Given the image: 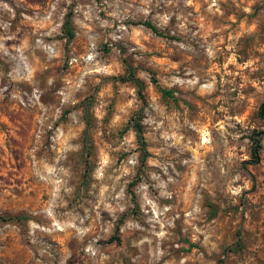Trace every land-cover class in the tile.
Here are the masks:
<instances>
[{"label":"rangeland","instance_id":"obj_1","mask_svg":"<svg viewBox=\"0 0 264 264\" xmlns=\"http://www.w3.org/2000/svg\"><path fill=\"white\" fill-rule=\"evenodd\" d=\"M263 101L264 0H0V264H264Z\"/></svg>","mask_w":264,"mask_h":264},{"label":"trees","instance_id":"obj_2","mask_svg":"<svg viewBox=\"0 0 264 264\" xmlns=\"http://www.w3.org/2000/svg\"><path fill=\"white\" fill-rule=\"evenodd\" d=\"M145 27L151 29V31H153L154 33H157L156 28H154V26L150 23V22H145L143 24ZM64 29H65V34L67 35L68 39H71L73 37V32L71 30V26L69 24V21L66 20L64 23ZM125 81H131L133 83H135V85L139 88V96L141 98L142 101H144V97L142 95V90H143V84L140 82V80H138L137 78L134 77V74L132 71H128V74L125 78H123ZM155 83L156 81L153 80ZM259 115L261 117H264V101L261 103L260 108H259ZM134 118L131 119V127L132 129L135 131L136 137H137V141L141 147V150L144 154V156L147 154V152L145 151V142H144V138H143V131H142V124H141V119H142V109H140L135 116H133ZM261 148V144L260 142L256 141L253 148H252V159L249 162H246L247 164H251V165H256L259 163L260 157H259V151Z\"/></svg>","mask_w":264,"mask_h":264}]
</instances>
